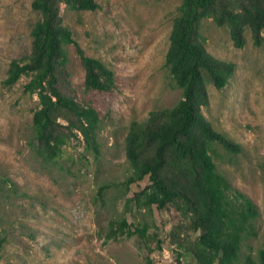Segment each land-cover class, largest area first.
I'll use <instances>...</instances> for the list:
<instances>
[{
  "label": "rangeland",
  "instance_id": "374dc122",
  "mask_svg": "<svg viewBox=\"0 0 264 264\" xmlns=\"http://www.w3.org/2000/svg\"><path fill=\"white\" fill-rule=\"evenodd\" d=\"M94 12L61 8L62 23L88 57L99 59L114 75L106 92L85 90L84 72L73 46L67 47L70 81L81 103L101 119L97 160L72 140L55 166L40 165L30 151L35 95L23 93L27 78L7 88L2 82L11 60L30 52V29L38 19L32 0H0V264H175L176 247L168 232L180 215L173 209H137L126 202L121 183L128 174L123 137L132 121L168 108L180 98L165 67L172 21L181 0H95ZM201 41L213 57L231 62L235 71L220 90L207 86L202 114L240 146L233 155L216 146L217 170L232 189L257 208L255 236L241 247L236 264L256 260L264 246V41L255 46L245 32L234 48L225 27L203 19ZM264 38V32H263ZM87 161V162H86ZM63 169L60 170L59 168ZM109 187L99 196L101 186ZM143 186V183H141ZM125 218L145 233L105 241L111 219ZM157 229H155V227ZM163 240L161 249L156 238ZM184 235V233H182ZM182 238V236H181ZM186 259V260H185ZM184 261H193L184 257Z\"/></svg>",
  "mask_w": 264,
  "mask_h": 264
},
{
  "label": "trees",
  "instance_id": "16d2710c",
  "mask_svg": "<svg viewBox=\"0 0 264 264\" xmlns=\"http://www.w3.org/2000/svg\"><path fill=\"white\" fill-rule=\"evenodd\" d=\"M62 6L72 11L100 9L95 0H32L31 9L38 19L29 32L30 52L22 60L10 61L2 82L10 88L21 78L28 79L23 93L37 98L28 144L45 168L58 163L72 140L82 143L81 157L90 153L97 160L100 155L101 119L78 99L70 81L67 47L73 46L79 58L85 90L106 92L114 87L112 70L86 56L63 25ZM203 19L225 27L234 48L245 46L246 31L253 45L264 41V0H181L164 58L180 98L168 108L150 111L142 121L130 122L123 137L128 174L121 185L124 194L131 185L137 186L126 199L137 209L173 208L180 215L182 221L168 232L177 249L175 264H236L242 245L255 236L257 208L217 170L216 146L233 155L240 153V146L217 131L201 109L208 104L207 86L224 88L235 65L206 51L200 35ZM108 187L99 188L100 199ZM132 236L144 240L146 233L124 217L108 221L105 241ZM162 243L156 238L157 249ZM184 257L193 261H184ZM246 263L264 264V246L255 261L246 258Z\"/></svg>",
  "mask_w": 264,
  "mask_h": 264
}]
</instances>
